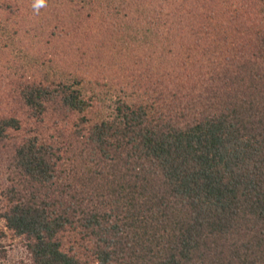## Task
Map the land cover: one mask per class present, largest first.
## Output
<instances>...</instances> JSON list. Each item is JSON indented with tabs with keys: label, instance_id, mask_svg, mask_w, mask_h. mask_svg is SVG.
<instances>
[{
	"label": "trees",
	"instance_id": "16d2710c",
	"mask_svg": "<svg viewBox=\"0 0 264 264\" xmlns=\"http://www.w3.org/2000/svg\"><path fill=\"white\" fill-rule=\"evenodd\" d=\"M34 4L0 0V69L21 16L35 51L0 120V258L264 264V0Z\"/></svg>",
	"mask_w": 264,
	"mask_h": 264
},
{
	"label": "rangeland",
	"instance_id": "374dc122",
	"mask_svg": "<svg viewBox=\"0 0 264 264\" xmlns=\"http://www.w3.org/2000/svg\"><path fill=\"white\" fill-rule=\"evenodd\" d=\"M0 12L4 13L2 8H0ZM3 17L4 16L0 14V35L3 31V28H2L4 24ZM22 18H23V21H22ZM32 21L33 20L27 23L28 22L27 19L24 16H21L19 18L18 23L19 24L21 23L20 27L21 25L22 27L18 31L13 32V34L11 35V41H8V45H9L8 47L10 48L3 50L5 53V56L3 59L5 66L0 69V120L4 117H7V115L11 114V112L16 111L14 108V104L19 110V107L16 104L18 101L19 95H18V92L15 90V82L18 79L17 78L18 72L25 71V68L27 66V64L24 62V58H19V57H24L27 54H29L30 56H33L35 54V51L32 48V45L34 43L33 38H32L33 33L29 30V25L32 24ZM146 23H147V20L145 19V24ZM120 35H122V40L120 41V44H124L126 40V36H125L126 32L124 34L122 32ZM131 39L135 41L137 40L136 38L130 36V39L128 41V47L133 42ZM137 42L140 43L139 41ZM60 51H61V54H63L62 50ZM49 53H50V49L45 47L42 53V59L40 61V64L42 63L41 65H43V70L45 67H47L45 65L49 62L47 61V59L49 58ZM43 74L45 75V72L42 71V75ZM174 90H176V88ZM51 116L55 117V114H51ZM58 116L59 115L56 114V118L59 121L66 122V120L63 119L62 115L59 116V118ZM75 236L76 234L71 235L69 239L76 240L77 242V240H79L80 235L76 237ZM1 255L2 253L0 254V256ZM18 257H21V253H17V254L14 253L13 257L7 256L4 258L3 256L0 258L1 259L0 264H16L18 263V259H20Z\"/></svg>",
	"mask_w": 264,
	"mask_h": 264
},
{
	"label": "clouds",
	"instance_id": "9594fccd",
	"mask_svg": "<svg viewBox=\"0 0 264 264\" xmlns=\"http://www.w3.org/2000/svg\"><path fill=\"white\" fill-rule=\"evenodd\" d=\"M44 4H45V0H35L34 7L39 8L44 6Z\"/></svg>",
	"mask_w": 264,
	"mask_h": 264
}]
</instances>
